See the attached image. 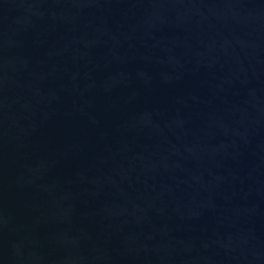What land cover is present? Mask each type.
Instances as JSON below:
<instances>
[{"label":"water","instance_id":"95a60500","mask_svg":"<svg viewBox=\"0 0 264 264\" xmlns=\"http://www.w3.org/2000/svg\"><path fill=\"white\" fill-rule=\"evenodd\" d=\"M0 264H264V0H0Z\"/></svg>","mask_w":264,"mask_h":264}]
</instances>
